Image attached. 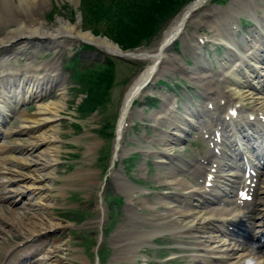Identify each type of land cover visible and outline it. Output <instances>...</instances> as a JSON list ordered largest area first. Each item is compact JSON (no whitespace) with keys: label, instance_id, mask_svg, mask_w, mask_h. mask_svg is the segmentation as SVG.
I'll return each mask as SVG.
<instances>
[{"label":"rangeland","instance_id":"1","mask_svg":"<svg viewBox=\"0 0 264 264\" xmlns=\"http://www.w3.org/2000/svg\"><path fill=\"white\" fill-rule=\"evenodd\" d=\"M11 1L13 5L19 3V0ZM194 1L44 0L41 3L39 0H33V11L35 16L43 21V27L54 29L59 27L60 29L55 32L59 37L64 35V29L60 27L58 18L75 24V18L79 12V28L82 32H92L97 38L106 37L118 45L121 51H146L154 54L164 41L167 32ZM244 1L249 5V8H253L254 4L248 0H206L196 12L195 17L188 19L180 38L171 47V53L182 63H187L188 66L194 68L197 60L195 47L200 45L199 39H205L203 34L210 35V30L205 22L210 21L214 14L217 17L218 24L215 25L220 37L228 36L227 29H230V32L235 30L239 39L243 37V34L248 35L250 32L252 34L261 29L255 21V23H244V19L250 20L248 18L249 11H240L242 16L239 17L237 14L236 17L235 14L236 19H231V13L225 10L232 6L236 8L237 4H244ZM256 1L264 6V0ZM25 4V9H28L30 5ZM2 8H12V6H3ZM14 9L17 14H20L21 10L12 8L11 11L13 12ZM214 9L216 10L214 11ZM256 11L259 12L258 15H263L260 10L256 9ZM27 14L29 13L27 12ZM196 20L200 23L197 24ZM151 21L153 22L151 23ZM28 25L30 28L32 27L31 31L35 28L40 29L36 23H28ZM13 28H16L14 22L2 23L0 36L4 35L5 30ZM262 31L264 32V25H262ZM37 33H40L39 35L45 39L50 37L48 33ZM37 35H33V38L29 40L35 41ZM50 35L52 36V34ZM19 41L17 42L19 43ZM94 43L89 45L86 41L79 39L68 46H59L53 50L25 48L22 53H16L12 57L7 55L3 58L0 57L2 59L0 69L3 71H8L10 67L23 69L26 66L30 68L50 66L55 70L50 73H55L58 82L63 83L66 97L61 118L56 122L60 130V142L58 143L60 153L52 167L50 166L47 170L24 164L14 167L9 162L8 164L4 163L6 170L0 172V181H3L15 177L19 170L27 173L41 170V174L53 169L54 176L48 180L52 186L46 188V191L53 196L54 204L47 211L62 224L54 226L53 230L46 232L43 239L27 241L17 247L11 258L5 254V248L22 243L25 239L15 233L0 239V262L3 260L4 264H12L15 257L21 255L23 250L32 247L35 243L37 244L34 246H43L44 250H50L51 247H55L56 243L60 245L59 253L52 258V260H56L57 264H133L127 260L115 261L113 259L114 254L118 253L116 243L123 239L120 231L131 230V228L134 230L151 229L152 226L144 223L141 214L152 215L154 214L153 210L163 211L158 199L163 198L164 195L174 199L178 196V192H183L182 189L169 185L167 181L158 180V174L175 170L192 184H200L199 179L190 174L189 165L181 167L180 161L184 159L190 164L195 158L205 156L207 154L206 140L193 137L200 141L203 149L201 146L200 148L196 147L198 142H193L195 146L188 145L192 141L189 136H186L182 143L175 142L176 144L169 145L166 142L169 138L163 134V129L168 130L170 121H174V119L171 114L167 113V116H163L161 123L157 125L154 122L157 113H152V109L161 110L163 113L167 105L166 102H163L165 104L163 106L161 93H156L158 90L178 98V90L180 91L181 87V92L187 98H190L192 93V97L197 103L203 100L213 102L215 94L208 95L203 100L199 99L200 96L202 97L203 91L196 85V81H193L194 79H191L190 75L183 72L180 67L171 68L168 73H163L161 76L164 79L161 81H167L169 86L164 87L159 83L158 86L153 85L150 90L154 95H149L147 89L133 103V112L128 119L127 130L123 136L124 150H121L113 164L116 126L126 92L146 66L151 64V61L112 56L103 46L98 47ZM203 45L211 48L208 42ZM214 47L215 51H207L210 58L216 56V61L218 58L221 62L231 52L228 47H218L217 44H214ZM201 70L202 67L198 68V71ZM198 71L195 72L199 73ZM218 72L219 75L216 77L222 81L221 78L225 71L221 68ZM186 84H188L187 87ZM95 93L103 94V97L99 99ZM55 99L57 100L58 97L57 92L53 89L44 93L37 101H30L20 107L26 116L20 117L12 114L8 122L11 131L28 124V118L25 119V117L33 116L38 111L39 104H45ZM95 99L103 100L100 104L103 107L96 111H94ZM176 101L180 106V109L177 110L178 114L183 110L184 103L183 99H180L179 102L176 99ZM137 109H140L141 113ZM210 126L211 124L207 128ZM160 135H163L166 141H162ZM29 136V134L14 132L7 137L5 143L13 147L18 143L27 144L25 140L29 139ZM149 146L154 147L156 153L157 151L174 153L175 158L168 159L167 164L163 162L157 164V159L152 154H144L145 147ZM9 151L0 154V162L5 157L17 156L20 152L14 150L13 153H9ZM133 153L134 156L128 159ZM161 158L166 160L162 156ZM44 159L45 161L50 160L48 157ZM118 168L122 171V175L120 173L118 175L125 178L124 182L131 183L132 188L128 191L123 182L119 179L115 182L116 178L114 174H111V171L118 170ZM105 176H108L107 186L101 197L104 219L100 224L102 216H100L97 201ZM117 183H119L118 187ZM137 188L145 189V193L138 192ZM130 194L133 195H131L133 200L127 204V196ZM142 197H146L148 202H155L158 205L148 207L142 203ZM25 203L22 202L11 207L10 204L7 205L4 201H0V207L8 214L12 212L11 208L18 209L20 213L29 214V208ZM237 208L240 207L237 206ZM131 210L134 214L131 213ZM46 234L47 236H45ZM101 234L103 240L98 247ZM190 242L191 239L188 236L153 233L151 243H143L145 245L139 248L138 262L134 264H189L191 262L190 254L193 253ZM60 256L64 258L60 259Z\"/></svg>","mask_w":264,"mask_h":264},{"label":"bare ground","instance_id":"2","mask_svg":"<svg viewBox=\"0 0 264 264\" xmlns=\"http://www.w3.org/2000/svg\"><path fill=\"white\" fill-rule=\"evenodd\" d=\"M39 1H41V3L44 2V0ZM199 1L200 0L197 2ZM248 1L254 4L252 9L249 8V5L244 1V4H237L236 8L232 6L225 10L231 13V19H236L235 14L236 17L237 14L239 17L242 16V14L240 15V11H249V17L253 21L255 20L256 23L258 22L260 27H262V24L264 23V6L260 5L256 0ZM204 2L205 0L196 3L194 7L190 8L188 13L187 11L185 12L187 14L186 22L188 18L191 17L192 19L195 17L196 12ZM25 3L30 5L28 9H25ZM3 6H12V8L19 9L21 12L20 14H17L15 9L12 12V8L3 9ZM33 8V0H19V3H14V5L11 0H0V25L4 22H14L16 25V28L5 30L3 33L4 35L0 36V57L2 56L3 58L5 55L12 57L16 55V53H22L25 48L32 47L41 48L42 46L47 47L50 45V49L53 50L60 45L68 46L76 40L79 41V39L87 42H95L96 44L103 46L105 50L112 55L122 53L119 46L107 38H97L92 32H82L79 28L80 20L78 15L75 18V24L58 18L57 21H59L60 27L64 29V35L59 37L58 33L55 34V32L60 28L57 27L54 29L47 26L43 27V21L35 16ZM256 9L263 12L262 19H259L260 17L257 16V13L255 12ZM215 10L216 9H214V11ZM27 12L29 14H27ZM210 12H213V10H210ZM181 18L167 32L164 41L158 47L156 53L153 54L137 51L129 53L132 54L130 55V58L149 60L151 61V64L146 66L126 92L122 104L123 107L118 116L119 119L116 126L117 139L120 135L117 144L120 145L122 150H124L121 142L122 136L127 128L128 119L133 112V103L140 93L147 89L150 80L153 81L163 73H168L171 68L177 69L180 67L188 72V75H191L198 86H204L203 81H205V78L193 75V70L185 67V65L177 59L173 53H171V47L166 49L167 45H163L164 43L169 42L172 38L178 39L183 33L185 26H181ZM196 21L197 24L200 23V21ZM28 23H36L40 29L35 28L31 31L32 27L30 28ZM205 23L210 30V35L203 34V36L207 37L205 40L211 39L214 42L221 43L223 41L226 45H231L233 52H230V54L232 53V55L236 57L228 63L226 61L223 62L222 69L225 71L222 77L225 79L223 85L221 84V81L219 82V85H217L218 80L207 77V89L211 91L219 90L217 93L218 95L223 97L229 105L237 107L239 114L236 118L231 120L228 118L226 119V123H222V125L224 126L223 138L226 140V138L230 139L233 137V141L236 144H239L240 138L235 133L236 127L240 126V128L245 129L248 126V123L254 125L255 132L263 130L264 128V124H262L257 118L253 121L249 120L250 115L252 114L257 115L259 112L264 113V86L262 85L264 83V64L262 62L264 61V56H259L260 50H264V36L256 34L254 31L252 34L251 32L248 33V35L243 34V37L238 39L235 35L236 31L232 30L231 35V32L227 29L226 32L228 36L223 35V37H220L217 26L215 25L218 24L216 14H214L210 21ZM37 32L48 33L50 37L45 39V37L39 35L40 33ZM35 34H38L37 40L30 41L29 39L33 38V35ZM50 34H52V36ZM191 36H193V34H191ZM17 41H19V43ZM197 50H199L200 53L202 52L201 47ZM198 59H202L201 64L205 65V61L201 56ZM250 60H254L256 65L254 66L255 68L252 67ZM0 62H2V59H0ZM260 63H262L263 66H261ZM227 64L229 65L226 66ZM53 71V69H50V66H39L36 69L26 66V68L20 70H12L10 68L8 72H3L0 69V133L2 135H5L6 131L2 130L1 121L6 119L7 111L16 112L20 104L26 103L27 100L37 101L38 98L51 89H54L57 92L58 97L57 100H51L45 104L41 103L42 105L39 104L37 107L38 111L35 112L33 116L28 115L25 117V119L28 118L27 121H29V123L22 126L20 131L26 132L30 135L29 139L25 140L27 141V144L18 143L17 146L13 147L14 150H19L20 152H18L19 154L17 156H7L2 162H0L1 173L6 170L4 163L8 164L11 162L14 167L19 164H24L26 166L32 165L33 167L36 166L39 169L47 170L58 160L57 157L60 153V147L58 144L60 142V130L56 122L61 118V112L64 110L63 106L66 97L63 83L58 85L56 78L51 76L50 73L47 74V72ZM210 71L211 73H215V70L213 69ZM18 72L22 74L23 78L15 76ZM213 81L215 82L214 84H212ZM160 95L167 105L165 106L163 113H161V110L160 112H156L157 116L154 118L156 124L161 123V119L163 116L165 117V113L168 112V109L173 110L175 109L173 107L176 105V103H174V100L176 99L174 96L165 93ZM246 100H249L250 104H247ZM189 107L190 106L185 104V112L183 114L176 115L177 117L173 115L174 121H170L169 129H163V134L168 136L169 140L166 141L165 137L160 135L162 141H166L171 145L177 140L175 139L176 135L177 138L184 137L182 134V128L186 125L180 123L182 118L190 120L189 123L193 124L194 118H190L192 111L198 112L200 109V107H195L194 109ZM138 111L140 112V110ZM18 114L20 117L26 116V113L22 110H20ZM177 118L178 123H175ZM247 120L249 121L246 122ZM249 136L250 134L247 132L244 137L248 139ZM151 142L153 143V141ZM259 143L260 150L252 154H244V162L250 163L260 155L261 150L264 148V142L263 140H260ZM3 147V145H0V150H2ZM145 148L146 150H144V154H152L157 159V162L164 161L161 156H165L168 159L175 158V154L169 151L167 152H169L170 155L164 153L159 156L154 150V147L149 146ZM237 151H239V146L235 148L234 152V155L238 157L239 155ZM224 156H226V151L223 148L220 150L219 156L215 154L209 156L210 164L208 168L211 169L216 167L213 174L217 179L208 178L209 175H206L205 172L209 171V169L206 168V165L203 162L196 164L198 165L196 167L203 172L200 176V178L203 179V182L199 186L193 185L185 177H181L179 173L173 170L159 173L158 180L167 181L169 185L178 187L182 189L183 192H178V196L174 199L166 195H164L163 198L158 199L163 211L158 212L153 210L154 214L152 215L141 214L144 223L148 226H152L151 229L134 230L131 228V230H121L120 233H122L123 239L116 243L118 253L114 254L113 259L115 261L127 260L133 264L137 263L139 248L145 245L143 243H151L153 233H168L177 236H188L191 239L190 248L194 251L190 255L191 264H264V166L263 168L261 167L256 176L253 177L249 174L248 178L244 177L245 170L243 169V177L245 180L241 187L238 183H235L232 180V185H229L219 179L228 182L225 177L231 174L239 179L240 177L237 168H239L240 171L241 166L238 164L236 167L231 160H228L224 164V166L228 167L226 172H221L220 166L223 165L222 159H224ZM254 156L255 158H253ZM45 157H48L50 160L45 161ZM164 164H167V162ZM183 165H185V162L182 163L181 161L180 166ZM40 171H30V173H27L19 170L16 172L17 175L15 177H10L6 179V182H3L4 192L12 193L4 195L3 197L8 199L12 198L11 202L13 206L17 205L16 203H19L24 199L26 202H24L25 205L27 204V208H29V214L25 212L20 213L18 209L13 208H11L12 212L8 214L6 213V210L0 207V239L11 236L15 233L23 236L22 238L25 240H40L46 232L53 230L54 226H60L62 224L47 211V209L54 204L53 196L46 191V188L52 186L48 183V180L54 176L52 174L53 169L41 174ZM198 172L200 174V171ZM111 174H114V177L116 178L115 182L118 179L123 182L127 191L132 188L130 182H124L125 179H123L121 175H118V171H111ZM247 180H250V183L255 182L256 180L253 188L251 187V184H246ZM206 181H209L212 184L208 188L205 186ZM118 186L119 183H117V187ZM133 188L136 187L133 186ZM137 189L138 192H142V194L145 193V190H142L141 188ZM232 189L240 190L243 193H247V195H249L250 190H254L252 200L250 202L246 201L244 204L245 207L237 210L233 205L234 199H231ZM131 195L132 194L127 196V204H130L133 200V195ZM101 197L102 196L100 195L97 201L100 214L103 211ZM207 200H210L211 202L207 204L202 203L207 202ZM142 203L146 204L148 207L158 205L155 202H148L146 197H142ZM137 216L140 215L137 214ZM230 226L237 229L244 227L248 230V239L241 238V242L235 240L231 236V229H229ZM261 235L263 236L262 238ZM45 236H47V234ZM257 236H259V240L254 241V238ZM18 245H20V243L11 245V247H6L4 252L9 253L11 248ZM59 249L60 245L57 243L55 244V247H51L50 250L45 251L42 247H33L24 250L23 257H17V260L13 264H57L56 260H52V258L59 253ZM36 253L38 255L32 260V257H34ZM62 258L64 257L60 256V259Z\"/></svg>","mask_w":264,"mask_h":264},{"label":"water","instance_id":"3","mask_svg":"<svg viewBox=\"0 0 264 264\" xmlns=\"http://www.w3.org/2000/svg\"><path fill=\"white\" fill-rule=\"evenodd\" d=\"M198 0H196L194 3H192V5L188 8V10H186L187 11V13L189 12V10H190V8L191 7H194L195 5H196V3H200V2H202V1H204V0H200L199 2H197ZM185 11V12H186ZM184 12V13H185ZM78 17H80V15H79V12H78ZM185 15V16H184ZM183 16H184V18H183ZM183 16H182V18H181V22H180V24H181V26H183L184 27V24L186 23V19H187V14L185 13V14H183ZM105 38V37H104ZM175 41V38H172V39H170L169 40V42H167V43H164L163 45L165 46V45H167L166 46V49H169L170 48V46L173 44V42ZM127 55H132V54H127V52H124L123 54L121 53H119V54H117V56H120V57H124V56H127Z\"/></svg>","mask_w":264,"mask_h":264},{"label":"trees","instance_id":"4","mask_svg":"<svg viewBox=\"0 0 264 264\" xmlns=\"http://www.w3.org/2000/svg\"><path fill=\"white\" fill-rule=\"evenodd\" d=\"M152 22H153V21H151V23H152ZM76 59H77V58H76ZM95 80H96V79H95ZM95 95L98 96L99 99H101V98L103 97V94L98 95V94L95 93ZM95 101H96L95 104H94L95 107L100 106V104L103 102V100L99 101V100H97V99H95Z\"/></svg>","mask_w":264,"mask_h":264}]
</instances>
